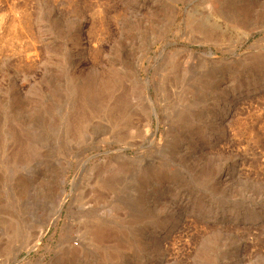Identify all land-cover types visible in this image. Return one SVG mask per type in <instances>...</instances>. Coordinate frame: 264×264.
Listing matches in <instances>:
<instances>
[{"label": "rangeland", "instance_id": "374dc122", "mask_svg": "<svg viewBox=\"0 0 264 264\" xmlns=\"http://www.w3.org/2000/svg\"><path fill=\"white\" fill-rule=\"evenodd\" d=\"M0 264H264V0H0Z\"/></svg>", "mask_w": 264, "mask_h": 264}, {"label": "bare ground", "instance_id": "6f19581e", "mask_svg": "<svg viewBox=\"0 0 264 264\" xmlns=\"http://www.w3.org/2000/svg\"><path fill=\"white\" fill-rule=\"evenodd\" d=\"M121 99L123 100V101H122V102H123V103H122L123 105H125V106L128 105L126 95L121 96ZM121 107H122V106H121ZM122 109H123V108H122Z\"/></svg>", "mask_w": 264, "mask_h": 264}]
</instances>
